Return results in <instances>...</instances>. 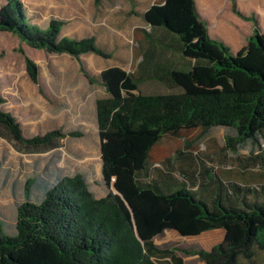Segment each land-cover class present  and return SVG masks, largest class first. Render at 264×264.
I'll list each match as a JSON object with an SVG mask.
<instances>
[{
    "label": "trees",
    "instance_id": "trees-1",
    "mask_svg": "<svg viewBox=\"0 0 264 264\" xmlns=\"http://www.w3.org/2000/svg\"><path fill=\"white\" fill-rule=\"evenodd\" d=\"M134 5L131 15H138ZM232 9L254 24L249 46L238 55L208 36L193 0L153 7L146 19L177 35L181 52L195 60L205 78L200 86L185 88L178 74L184 71H173L170 81L183 90L144 95L137 93L142 81L135 72L110 67L95 77L87 71L82 55L113 59L94 36H62L65 23L60 20L41 29L30 23L21 0H3L1 33L37 50L70 55L89 83L103 88L106 97L95 103V124L108 193L96 197L81 173L13 182L12 217L0 206V264H189L178 253L197 256L205 264H254L257 251H264V204L228 206L218 193L209 205L189 187L166 192L157 180L142 179L148 175L152 150L164 137L224 128L225 147L231 152L264 140V66L251 61L258 56L264 63V34L255 15L244 16L235 4ZM148 38L154 39L151 34ZM25 61L30 78L39 83L38 66ZM4 104L0 92V140L18 150L52 152L67 136H81L53 129L27 139ZM214 229L224 230L225 237L211 250L155 242L166 231L187 238Z\"/></svg>",
    "mask_w": 264,
    "mask_h": 264
},
{
    "label": "rangeland",
    "instance_id": "rangeland-1",
    "mask_svg": "<svg viewBox=\"0 0 264 264\" xmlns=\"http://www.w3.org/2000/svg\"><path fill=\"white\" fill-rule=\"evenodd\" d=\"M28 20L41 29L48 27L51 20L65 23L62 36L83 38L87 33L96 35L109 49L113 59L106 60L94 54H85L81 60L87 71L97 77L110 67H119L126 72H135L140 76L138 40L142 35L135 34L131 38V28L142 26V20L128 16L133 8L142 12L153 0H21ZM262 0H242L246 9H252ZM155 0L146 14L153 7H166L168 0L159 4ZM3 0H0V6ZM242 18V17H241ZM244 19V18H243ZM148 25H152L147 20ZM264 32V25L262 26ZM245 51V48L241 51ZM132 53L134 54L131 58ZM25 58L31 59L39 68V83L30 78ZM252 63L264 66L260 57H253ZM184 87L200 86L205 74L194 69L179 72ZM166 80H145L139 85L137 93L151 94L157 92H179ZM0 92L5 99L3 110L10 113L21 125L25 138H33L46 132L59 129L65 135L80 133V137L67 136L60 143L58 150L28 154L18 150L5 139L0 140V206L12 217L13 193L15 181L24 183L29 177L48 176L58 173L70 176L81 173L96 197H104L108 193L101 172L100 140L94 119V103L106 97L99 84H90L80 70L78 61L68 54H50L29 47L18 37L10 33L0 32ZM199 132H185L182 138L189 140ZM194 145L199 153L204 150L202 140ZM182 141L165 140L159 143L152 153L154 161L172 155L180 147ZM261 152L264 140L261 141ZM250 151V146L245 148ZM7 173L8 184L3 185ZM161 245L167 244L177 248H199L207 244L206 239H184L172 231H167L156 239ZM189 264H203L197 256H186L178 253ZM241 264H251L242 261ZM254 264H264V251H257Z\"/></svg>",
    "mask_w": 264,
    "mask_h": 264
},
{
    "label": "crops",
    "instance_id": "crops-1",
    "mask_svg": "<svg viewBox=\"0 0 264 264\" xmlns=\"http://www.w3.org/2000/svg\"><path fill=\"white\" fill-rule=\"evenodd\" d=\"M154 1L149 3L142 12L137 11L138 15H131V11L127 13L128 16L141 19L143 23L142 26L137 25L131 28L132 39L135 38V34L142 35V39L138 40V57L140 59L138 72L140 76L136 75L142 82L150 79L166 80L175 87L170 81L171 72L189 71L194 68L199 71V68L195 66V60L183 55L181 52L182 43L177 35L147 24L146 12L154 5ZM241 1L193 0L199 22L204 24L208 36L212 40L221 41L228 45L235 55L249 46L254 24L234 13L233 4L244 16L255 15L261 32L264 34L262 29L264 25V0L254 5L252 9H246ZM164 2L165 0H160L159 4ZM149 34L154 39L148 38ZM86 36H94L98 44L109 51L96 35L87 33L84 37ZM133 56L132 53L131 58ZM205 72H209V70L206 69ZM151 94H159V92ZM95 103L94 119H96ZM197 132L199 131L195 133ZM226 134H228V130L224 128H212L202 134L199 132V135L189 140L182 138V136L164 137L159 143L165 140H179L182 141V144L174 150L172 155L154 161L152 153L158 143L151 152V166L148 175L142 179L157 180L166 192L181 187H189L198 198L209 205L213 204L218 193L221 194L223 202L228 206L241 207L245 203L264 204V150L258 151L260 144H247L237 151L231 152L225 147ZM199 140H202L201 145H205L204 150L202 149L198 153L194 145L197 143L199 145ZM247 146H250V151L245 150ZM224 237V230L214 229L199 236L182 238L206 239L207 244L198 249L211 250L214 246L222 243ZM156 244L161 245L157 242ZM203 264L205 263L203 262Z\"/></svg>",
    "mask_w": 264,
    "mask_h": 264
}]
</instances>
